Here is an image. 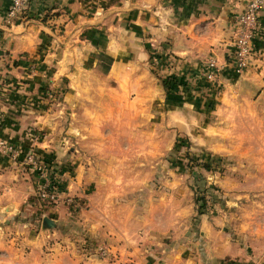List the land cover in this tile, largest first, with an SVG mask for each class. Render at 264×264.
Listing matches in <instances>:
<instances>
[{
    "label": "rangeland",
    "instance_id": "obj_1",
    "mask_svg": "<svg viewBox=\"0 0 264 264\" xmlns=\"http://www.w3.org/2000/svg\"><path fill=\"white\" fill-rule=\"evenodd\" d=\"M65 8L60 6L59 13L65 14ZM130 22L118 23L126 29ZM128 30L122 43L127 67L123 80L105 76L111 60L95 52V71L107 78L104 91L112 97L124 90V109L113 117L117 106L109 103L110 116L103 118L110 120L103 122L96 113L92 117L91 111L89 119L91 105L85 96L102 91L101 85L92 87L88 73L82 72L89 87L74 100H63L69 88L62 79L49 106L57 109L62 127L72 126L75 133L61 132L56 140L62 141V155L54 157L53 149L46 152L50 162H43L48 189L58 195L55 200L40 197L42 180L33 172V196L27 201L32 210L15 219L29 223V235L55 229L65 238L66 249L96 264H182L188 252L204 264L205 249L211 250L208 228L229 235L241 247L252 242L258 247L252 237L264 238L263 120L255 121L246 101L236 96L216 108L220 85L194 87L187 77L169 73L173 60L163 56L166 47L159 44L156 51L145 35L129 38ZM135 42L142 45L143 59L127 48ZM172 75L178 79L174 100L166 98L160 81ZM132 84L138 93L129 90ZM189 90L199 94L193 106H183L182 96ZM176 114H183L184 121ZM92 125L105 128L102 139L91 135ZM14 160L26 172L22 157ZM201 196L204 205L197 213ZM44 216L55 222L52 228L41 229Z\"/></svg>",
    "mask_w": 264,
    "mask_h": 264
},
{
    "label": "crops",
    "instance_id": "obj_2",
    "mask_svg": "<svg viewBox=\"0 0 264 264\" xmlns=\"http://www.w3.org/2000/svg\"><path fill=\"white\" fill-rule=\"evenodd\" d=\"M247 2L30 0L25 8L10 17L7 15L9 0H0V138L18 150L32 148L46 153L54 149V157L61 156L62 141L57 142V136L61 132L70 136L69 131L75 133L72 126L62 127L57 109L53 111L49 106L52 96L55 97L52 91L60 88L63 78L69 88L63 100H74L77 93L80 96L79 91L90 85L87 79L92 81V87L94 83L101 85L102 91L85 96L91 105L90 110L87 108L89 119L96 113L103 122L110 120L103 118L110 116L109 103L117 106L113 117H119L127 100L125 91L112 97L104 91L107 78L95 71V52L111 60L104 75L123 80L126 51L123 52L122 43H125L128 29L132 32L129 38L134 35L141 40L145 35L144 40L147 39L156 51H159V44L166 47L163 56L167 62L173 60L168 62L169 73L187 77L194 87L220 85L216 108L219 102L220 105L222 101L229 103L236 96L237 100L246 101L253 119L263 120L264 127V0L258 12L257 32L252 39L247 65L235 72L232 62L233 28ZM62 5L66 7L65 14L59 13ZM109 10L112 14L106 15L105 11ZM123 20L131 21L126 29L118 23ZM93 34L95 45L90 41ZM164 42L169 43L165 45ZM141 47L136 42L127 46L136 59L144 58ZM209 59L217 66L214 80L206 78ZM82 72H87L89 77L83 79ZM131 89L137 92L139 87L132 84ZM192 90L182 96L183 106H193L192 101L199 93ZM90 111L92 117L88 116ZM176 116L184 121L183 114ZM92 127L91 135L102 139L105 128ZM14 159L0 154V264H96L66 249L67 245L63 246L65 238L58 237L55 229L29 235L30 230L27 232L25 228L29 223H19L15 219L19 212L32 210L27 201L33 196L35 178L30 169L25 172ZM208 230L206 242H210L211 250L205 249L204 254L208 264H264V246L259 247L264 245V238L252 237L258 247L253 242L241 247L229 235H219L214 228ZM99 262L110 264L104 260ZM182 264H201V261L195 253L188 252Z\"/></svg>",
    "mask_w": 264,
    "mask_h": 264
},
{
    "label": "built area",
    "instance_id": "obj_3",
    "mask_svg": "<svg viewBox=\"0 0 264 264\" xmlns=\"http://www.w3.org/2000/svg\"><path fill=\"white\" fill-rule=\"evenodd\" d=\"M29 1L30 0H9L7 15L10 17L15 15L25 8ZM262 2L263 0H248L246 6L236 17L231 40L232 62L235 72H239L246 66L251 56L252 39L257 32L258 12ZM207 68L206 78L208 80H214L217 70L214 60H208ZM0 154L8 155L12 158L22 157L24 165L41 177L42 182H40L37 187L38 195L48 200L56 199L58 194L48 189L45 164L34 149H27L21 154L20 150L15 149L12 145L0 138Z\"/></svg>",
    "mask_w": 264,
    "mask_h": 264
},
{
    "label": "trees",
    "instance_id": "obj_4",
    "mask_svg": "<svg viewBox=\"0 0 264 264\" xmlns=\"http://www.w3.org/2000/svg\"><path fill=\"white\" fill-rule=\"evenodd\" d=\"M46 16V15H45ZM42 21H44V19L42 20ZM169 80V84H167V81ZM161 81V85H162V87L165 89V91L167 92V95H166V98H169V99H171V100H174V99H178V97H177V82H178V79L175 77V76H167L165 79H162V80H160ZM25 151V149H20V153L22 154L23 152ZM36 153L37 154H39V156H40V159L43 161V162H45V163H49L50 162V160H49V158H51L50 157V155L49 154H46V153H44V152H40V151H37L36 150ZM49 157V158H48ZM203 165V164H202ZM50 175V174H49ZM48 175V176H49ZM52 178V177H51ZM50 178V179H51ZM55 182V181H54ZM54 186V185H57V186H59L58 184H55V183H53V184H51V186ZM60 187V186H59ZM198 200H200L201 202H200V204H198L197 205V213H200L201 212V209H202V207H203V203H204V198H203V196H201L200 198H197Z\"/></svg>",
    "mask_w": 264,
    "mask_h": 264
},
{
    "label": "water",
    "instance_id": "obj_5",
    "mask_svg": "<svg viewBox=\"0 0 264 264\" xmlns=\"http://www.w3.org/2000/svg\"><path fill=\"white\" fill-rule=\"evenodd\" d=\"M55 225V222L49 217H42L41 229H50Z\"/></svg>",
    "mask_w": 264,
    "mask_h": 264
}]
</instances>
